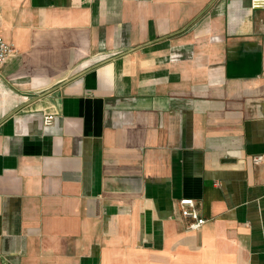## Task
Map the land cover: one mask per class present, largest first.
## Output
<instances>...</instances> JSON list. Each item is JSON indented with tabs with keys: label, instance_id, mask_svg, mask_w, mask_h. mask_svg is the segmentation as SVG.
Wrapping results in <instances>:
<instances>
[{
	"label": "crops",
	"instance_id": "obj_1",
	"mask_svg": "<svg viewBox=\"0 0 264 264\" xmlns=\"http://www.w3.org/2000/svg\"><path fill=\"white\" fill-rule=\"evenodd\" d=\"M250 1L0 0V264H264Z\"/></svg>",
	"mask_w": 264,
	"mask_h": 264
},
{
	"label": "built area",
	"instance_id": "obj_2",
	"mask_svg": "<svg viewBox=\"0 0 264 264\" xmlns=\"http://www.w3.org/2000/svg\"><path fill=\"white\" fill-rule=\"evenodd\" d=\"M250 6L253 9L264 10V0H251ZM15 53L13 45L8 42L1 32V19H0V72L2 65L7 61L10 56ZM56 115L53 112L45 114L43 122L45 126H50L54 123ZM262 155L255 157L254 163H259L262 160ZM180 213L186 220L185 230L198 231L206 222L207 218L202 216L198 202L191 197H182L179 200Z\"/></svg>",
	"mask_w": 264,
	"mask_h": 264
}]
</instances>
